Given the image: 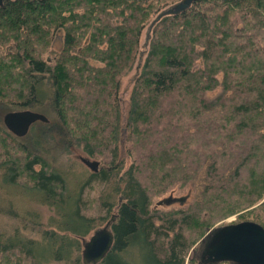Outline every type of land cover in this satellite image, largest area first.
Masks as SVG:
<instances>
[{
  "label": "trees",
  "instance_id": "1",
  "mask_svg": "<svg viewBox=\"0 0 264 264\" xmlns=\"http://www.w3.org/2000/svg\"><path fill=\"white\" fill-rule=\"evenodd\" d=\"M42 101L54 119L22 137L0 119V182L20 228L54 231L43 245L1 232L0 264H82L80 238L110 216L96 264H199L198 241L225 218L264 229V0H4L0 109ZM72 150L98 170L72 175ZM199 172L197 197L155 205Z\"/></svg>",
  "mask_w": 264,
  "mask_h": 264
},
{
  "label": "water",
  "instance_id": "2",
  "mask_svg": "<svg viewBox=\"0 0 264 264\" xmlns=\"http://www.w3.org/2000/svg\"><path fill=\"white\" fill-rule=\"evenodd\" d=\"M4 0H0V6ZM4 127L17 137L24 136L35 121L46 122L47 117L31 109L10 110L2 115ZM78 160L96 172L99 161L88 156H78ZM183 197L170 194L156 201L157 205L180 201ZM110 218L82 241L80 260L82 264H96L111 247L113 236ZM199 264H214L226 261L232 264H264V229L259 224L242 220L210 228L199 240ZM203 258V259H202Z\"/></svg>",
  "mask_w": 264,
  "mask_h": 264
},
{
  "label": "rangeland",
  "instance_id": "3",
  "mask_svg": "<svg viewBox=\"0 0 264 264\" xmlns=\"http://www.w3.org/2000/svg\"><path fill=\"white\" fill-rule=\"evenodd\" d=\"M58 46H59L58 44L55 45V47H57V48H58ZM131 78H132L131 74H129V75L126 74L122 78V81H121L120 102H121V110H122L123 115L125 113V108H126V105H127L129 91H130V88H131V85H132ZM40 91H43V86H40ZM46 106H47L46 102L42 101V103L34 105L31 108V110L39 112V113H42V114L46 115L47 117L51 118V120H53L54 116L49 112V110L47 109ZM3 114H4V112H2L1 109H0V119H2V115ZM90 119H91L92 123L95 120L93 117H90ZM92 123L89 124V127H92ZM85 134H88V133L85 132ZM91 136L92 135H90V134L86 135L87 139H89V137H91ZM30 137H32L31 134H30ZM93 138H96V137L94 136ZM57 155H59V159L61 161L65 162V166L67 167V165L69 163V161H66V160H68V156H65L64 153H61L60 151L57 152ZM70 155H71L70 157H73V159L75 160V163H73L72 166H71V172H72L71 174L76 176V177L78 176V177H80L83 180L85 178V176L87 175V171H89V169L87 167H85L78 160V156L82 155V154L79 153L77 150H72ZM96 160H98V159H96ZM202 183H203L202 175L199 172V174L197 176V179H196V181L194 183V186L192 188H189V190L186 189L182 194H174V192L171 191L167 195L170 194L171 196H174V197H182V196H184V199L187 202L188 200H191L192 198L197 197ZM7 187H8L7 184H5L3 182L2 183L0 182V194L2 195L1 199L5 198L7 200L6 202H3V203L0 202V233L1 232L5 233L6 231H12L13 234H16V233L19 234L20 233V234L25 235V236H30L31 235V238H33L37 243H39V245H43L45 243L43 237H47L48 236V232H50L51 230L54 231V227L51 224L50 226L47 227V232L46 233L45 232L42 233V235H39V233L36 234L37 232H34V229L28 231V230H24L23 228H20L19 227L20 225H18L17 222L15 221V217L16 216H23V213L21 211L20 212L19 211H15L13 209V207L9 206L8 200H10V198L6 197L7 194H9V191H8ZM84 191H85V189H84ZM91 194H92V192H91ZM22 195L20 197L19 195L16 194V195H14L13 199L17 200V201H19L21 203L22 211L28 212V214L30 212L34 213V203L23 199V198H26V197L22 196ZM167 195H165V196H167ZM185 201H183L181 204H183ZM226 201H228V200H226ZM178 204H180V202L175 201V202H172L170 204L157 205V207L159 209L160 208L161 209H167L169 207H177ZM155 205H156V202H155ZM39 210H40V212H42L43 218H47L48 216L51 215L50 210L47 207H45V206H40ZM2 211L4 213H2ZM31 215H33V214H30V216ZM234 222H236V216L235 215H231V216L225 218L223 220V222L218 224V225H222V224H226V223H234ZM91 232L85 238L82 237L80 239L81 240L86 239L91 234ZM63 236H65V235L63 234ZM67 236H69V235H67ZM78 237H81V236H78ZM67 238L69 239V237H67ZM63 239H64V237H63ZM196 244H197V242H196ZM190 254H191V252H190ZM197 254L199 255V253H197ZM197 254H196L195 257H197ZM193 257H194V255H193Z\"/></svg>",
  "mask_w": 264,
  "mask_h": 264
},
{
  "label": "flooded vegetation",
  "instance_id": "4",
  "mask_svg": "<svg viewBox=\"0 0 264 264\" xmlns=\"http://www.w3.org/2000/svg\"><path fill=\"white\" fill-rule=\"evenodd\" d=\"M98 168H99V163H98V166H97L96 169L98 170ZM183 199H184V198H182L180 201H178V200H176V201H177V202H182ZM172 202H175V201H172ZM172 202H171V203H172ZM198 258L200 259V253H199V255H198ZM199 259H198V260H199ZM202 259H203V258H202ZM203 263H204V262H202V264H203ZM228 264H232V263H229V262H228Z\"/></svg>",
  "mask_w": 264,
  "mask_h": 264
}]
</instances>
